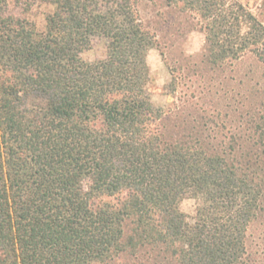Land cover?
I'll return each instance as SVG.
<instances>
[{
    "label": "trees",
    "instance_id": "16d2710c",
    "mask_svg": "<svg viewBox=\"0 0 264 264\" xmlns=\"http://www.w3.org/2000/svg\"><path fill=\"white\" fill-rule=\"evenodd\" d=\"M153 13L206 38L175 69L162 53L185 92L170 117L148 94ZM94 38L107 57L87 62ZM258 224L264 242V24L243 4L0 0V264H264Z\"/></svg>",
    "mask_w": 264,
    "mask_h": 264
},
{
    "label": "rangeland",
    "instance_id": "374dc122",
    "mask_svg": "<svg viewBox=\"0 0 264 264\" xmlns=\"http://www.w3.org/2000/svg\"><path fill=\"white\" fill-rule=\"evenodd\" d=\"M237 1L243 4L264 24V0ZM144 9H146V13H148L152 8L147 7ZM53 10L54 8L49 5H37L27 15V17L37 25V29L40 32H43L45 31L46 27V16ZM153 14H150L149 16L147 14L145 15L148 17L147 19H151L150 21L152 23L150 24L151 27H149V29L156 31L158 40L161 43V48L156 47L151 49L147 55V62L150 67L148 94L154 107L162 109L167 114H170V117L173 116L172 114L178 112L179 108L184 106V101L182 102V99L184 100L183 96L185 94V92L181 90L180 87H177L175 92L169 90L173 76L178 74L172 72L171 67L175 69L180 65V63H185L181 62V58L184 55L191 56V58L196 61L203 53L206 45V38L205 35L198 30H188L184 36H178L177 33L175 34L174 31H171L166 26L162 25L163 19L157 17L156 14ZM162 53H165L166 56L169 54L168 58L171 67H169L164 61V56ZM82 57L87 62H96L105 59L107 57V41L103 38H94L91 47L82 54ZM255 65H257L255 61L243 60L242 62H239L235 68H233V71L229 69L226 75L228 77L235 78L236 82L239 80L246 82L252 75H249L248 72L250 69H256ZM236 82L232 83L231 87H237ZM203 84L204 82L200 85L202 86ZM187 92L190 94L193 91L189 90ZM210 99L207 98V101ZM208 104L210 105L209 102ZM197 208L198 203L194 199H185L181 203V210L187 215L190 221H193V219L196 217ZM262 230L263 228L259 224L257 226H253L251 230H249L248 245L253 251L255 249L262 250L264 248V242L261 240Z\"/></svg>",
    "mask_w": 264,
    "mask_h": 264
}]
</instances>
